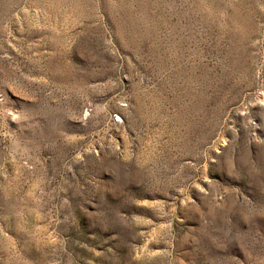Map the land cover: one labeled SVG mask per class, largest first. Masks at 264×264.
<instances>
[{
	"label": "rangeland",
	"instance_id": "rangeland-1",
	"mask_svg": "<svg viewBox=\"0 0 264 264\" xmlns=\"http://www.w3.org/2000/svg\"><path fill=\"white\" fill-rule=\"evenodd\" d=\"M0 264H264V0H0Z\"/></svg>",
	"mask_w": 264,
	"mask_h": 264
}]
</instances>
